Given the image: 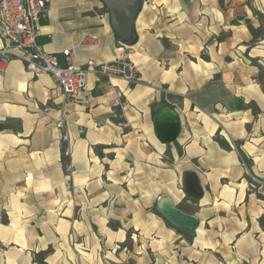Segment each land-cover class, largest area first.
<instances>
[{"label":"crops","instance_id":"0c3cea01","mask_svg":"<svg viewBox=\"0 0 264 264\" xmlns=\"http://www.w3.org/2000/svg\"><path fill=\"white\" fill-rule=\"evenodd\" d=\"M141 2L133 33L138 40L128 46L114 33L100 0H48L38 38L47 52L64 62L63 51L74 50L71 61L79 65L89 60L109 63L126 54L135 61L139 79L128 84L89 74L86 91L68 104L54 96L52 76L32 77L21 61L9 62L0 72V199L3 191H10L28 206L50 201L70 211L64 220L71 222L73 207L99 199L97 205L105 206L108 198L99 193L132 191L136 176H156L157 189L166 194L161 205L172 202L199 222L192 235L156 214L168 237L194 240L177 246L176 253L169 244L180 264H264V193L258 199L248 179H264V88L258 74L251 71L244 84L234 87L226 60L230 52L217 41L208 46L209 60L200 58L193 71L184 69L183 59L176 65L169 59L163 62L162 38L153 34L163 27L156 25H169L165 30L189 27L191 4ZM84 31L99 41L76 49ZM249 48V57L264 65V39ZM186 78L191 82L186 84ZM218 87L242 108L233 110L217 99ZM116 88L125 99L121 108L113 109ZM167 107L180 121L179 135L171 143L159 140L154 124V114ZM178 175L185 185L194 179V185L178 186ZM142 180L141 196L147 198V178ZM136 201L130 205L137 206ZM135 220L133 214L123 221ZM187 254L194 256L190 263Z\"/></svg>","mask_w":264,"mask_h":264},{"label":"rangeland","instance_id":"374dc122","mask_svg":"<svg viewBox=\"0 0 264 264\" xmlns=\"http://www.w3.org/2000/svg\"><path fill=\"white\" fill-rule=\"evenodd\" d=\"M176 2L191 4V14L187 16L190 24L183 30H165L169 25L164 23L156 25L158 28L163 27V30L153 32L162 38L164 51L160 56L163 62L169 59L176 65L183 59L184 69L193 71L196 68L194 63L200 58L209 60L208 46L215 41L217 44L222 42L230 52L226 60L230 61L234 74L232 85L244 84L251 71H256L257 81L264 88V65L249 57V47L264 39V0ZM212 10H215L214 14ZM209 24H213V27L210 28ZM261 63L264 64V61ZM215 80L220 83L219 75ZM189 82L191 80L186 78L185 83ZM217 92L216 98L224 100L228 108H242L235 99L220 94L224 92L223 87H218ZM253 112L256 114V110ZM130 177L132 180L135 178L134 175ZM155 177L136 176L132 182V191L99 193L98 197L108 198L104 201L105 206L97 205L101 202L99 199L92 205L73 207L71 222L64 220L70 211L62 206H54L50 201H43L41 206H28L22 204L19 197H15L16 192L3 191L0 199V264H180L178 256L172 255L168 249L169 244L176 253L177 246L185 243L192 245L194 240L186 235H183L185 239L177 236L171 238L164 232L155 206L166 194L157 189ZM144 178H147L145 182L149 186L147 198L141 196ZM248 179L255 187L250 188L252 193L261 200L264 179L252 175ZM150 180H153L151 184ZM186 182L185 185L180 175L176 177V184L182 188L185 186V189L193 186L195 180L188 178ZM97 189L95 187L94 192ZM133 198L138 199L137 206L130 205ZM113 202H116L115 205L107 206ZM133 214L137 221H123ZM103 216H111V219L104 221L101 219ZM260 225L264 231V223L260 222ZM184 257L188 263L194 258L190 254Z\"/></svg>","mask_w":264,"mask_h":264},{"label":"built area","instance_id":"2783aa9c","mask_svg":"<svg viewBox=\"0 0 264 264\" xmlns=\"http://www.w3.org/2000/svg\"><path fill=\"white\" fill-rule=\"evenodd\" d=\"M48 8V0H0V72L12 60H19L32 77L52 76L56 82L54 96L68 104L86 91L89 74L120 79L128 84L137 82L138 69L126 54L109 63L89 60L85 65H79L71 61L74 50L63 51L64 62L47 52L38 43V38ZM98 41L97 35L84 31L76 49L89 48ZM124 99L123 90L116 88L110 107L121 108ZM64 127V121H60L58 128L63 130ZM63 139L67 140L68 136L64 135Z\"/></svg>","mask_w":264,"mask_h":264},{"label":"water","instance_id":"95a60500","mask_svg":"<svg viewBox=\"0 0 264 264\" xmlns=\"http://www.w3.org/2000/svg\"><path fill=\"white\" fill-rule=\"evenodd\" d=\"M110 15L111 26L114 33L119 37V39L123 42H129L133 38L134 33V25L136 18L139 14L141 8L140 0H100ZM154 124L157 136L159 140L163 143H171L179 135L180 132V121L177 115L170 109L165 108L160 110L154 114ZM175 206L174 203H172ZM176 207V206H175ZM158 212L168 220L175 227L183 230L188 234L194 235L191 233L187 227V224L198 222L197 217L193 215H189L176 208L175 211H178V218L181 220L182 224L178 222H173L169 219V217L162 209V205L160 201L157 204ZM184 219V220H183ZM199 225V222L196 225V229Z\"/></svg>","mask_w":264,"mask_h":264},{"label":"bare ground","instance_id":"6f19581e","mask_svg":"<svg viewBox=\"0 0 264 264\" xmlns=\"http://www.w3.org/2000/svg\"><path fill=\"white\" fill-rule=\"evenodd\" d=\"M162 209H164V212L166 213V215L169 217L170 220H172L173 222H178L182 224L181 220H179L178 215H177L179 213L178 211H175L176 208L172 205V202H171V205L162 206ZM194 221L195 222L187 224V227H186L191 233H194L196 225H197V221L196 220Z\"/></svg>","mask_w":264,"mask_h":264},{"label":"trees","instance_id":"16d2710c","mask_svg":"<svg viewBox=\"0 0 264 264\" xmlns=\"http://www.w3.org/2000/svg\"><path fill=\"white\" fill-rule=\"evenodd\" d=\"M141 1V0H140ZM141 5H142V2H141ZM140 10H141V8H140ZM140 12V11H139ZM254 32H256L255 30H253ZM118 37V36H117ZM118 39H119V37H118ZM120 40V39H119ZM137 40H138V38H137V35H133V38H132V40L131 41H129V42H123V41H121L123 44H126V45H128V46H132V45H134V44H136V42H137ZM159 215V214H158ZM262 223H264V218H262L261 220H260Z\"/></svg>","mask_w":264,"mask_h":264}]
</instances>
